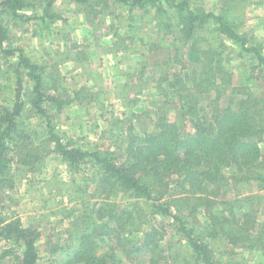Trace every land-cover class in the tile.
<instances>
[{
	"label": "trees",
	"instance_id": "obj_1",
	"mask_svg": "<svg viewBox=\"0 0 264 264\" xmlns=\"http://www.w3.org/2000/svg\"><path fill=\"white\" fill-rule=\"evenodd\" d=\"M58 2L0 0V57L12 76V93L0 102V264H40L41 225H25L2 202L15 173L34 174L53 155L68 172L59 194L74 205L64 208L66 243L45 237L50 252L67 254L51 264H228L224 247L264 264V40L246 30L249 1L63 0L91 34L101 19L115 24L106 43L114 59L137 55L132 71L114 61L125 78L117 98L127 118L111 122L116 143L108 148L55 121L56 112L88 99L86 86L69 88L63 70L90 66L91 39L58 45L54 62L16 41L15 31L35 20L65 43ZM137 12L152 32L138 41ZM146 93L158 98L148 112L154 128L139 131Z\"/></svg>",
	"mask_w": 264,
	"mask_h": 264
},
{
	"label": "rangeland",
	"instance_id": "obj_2",
	"mask_svg": "<svg viewBox=\"0 0 264 264\" xmlns=\"http://www.w3.org/2000/svg\"><path fill=\"white\" fill-rule=\"evenodd\" d=\"M249 11L246 14L247 32H252L261 39L264 40V0H248ZM58 4L62 9H66L67 22L64 24L65 29L59 25L62 36L65 38V43L59 44L56 41V37L53 36L51 29L48 27L44 33L40 32V26L38 22L32 20L28 22L25 28L17 29L15 31V37L17 43L23 46L29 54L38 58L39 60L48 59L49 62H54L55 57L58 56V45H62L63 48H68L73 45L74 42L82 41L85 39L90 40L92 45V56L90 66H83L76 69L72 74L68 73L74 63L68 64L69 69H64L63 72L71 75L67 81L70 85L69 88H79L86 86L82 95H85L88 99L91 98V93L95 94L93 100L85 99L84 101H77L71 105L63 108L62 112L55 113V121L61 131H66L68 134L75 137H83L85 140L90 141L97 146L103 148L113 147L116 143L115 133L108 130L111 129V122L120 117L122 119L127 118L124 115L125 111L121 101L117 98V85L124 82L125 78L118 77V71L114 67V61L118 60L124 67L132 69L137 62V55L130 52L119 53L117 59H114V55L109 51L106 43H110L111 39H115V24L110 21L101 19L98 30L93 34L89 33L91 27L88 26L85 17L78 13L75 7L64 3L63 0H59ZM64 4V5H63ZM63 5V6H62ZM127 12V11H126ZM124 11V15H127ZM145 17V20L141 17ZM127 17V16H125ZM135 22L132 31H134L135 40L144 39L150 31V24L146 22V14L137 12L135 14ZM112 19V18H110ZM127 21V19H126ZM128 22H124L121 26L120 32L127 34ZM142 24V25H140ZM50 32V33H49ZM51 34V38L48 37ZM70 35V37L68 36ZM110 35V36H106ZM61 36V34H60ZM55 39L52 41V39ZM67 44V45H66ZM138 50V49H137ZM60 57H57L59 60ZM243 62H234L233 65L237 67H243ZM79 66V65H78ZM6 70V65L0 57V102L3 103L8 98V95L12 93V86L10 85L12 76L11 73L3 72ZM85 74H83V72ZM239 73L240 68H239ZM9 78V79H7ZM89 78V79H88ZM67 82H65L66 85ZM240 82V78H237V83ZM8 85V86H7ZM263 85V84H262ZM264 86H262L263 88ZM141 117L136 123V128L140 130H153V116L149 114V110L153 108L158 98H151L147 93L141 100ZM157 105V104H156ZM127 111V110H126ZM123 112V113H122ZM127 113V112H126ZM123 114V115H122ZM31 174V173H30ZM16 187L10 192L3 194L5 200L3 205L6 207L8 214L19 216L25 225L31 223H39L43 237L41 240V260L40 264H51L54 259H63L66 257V252H58L56 254L50 252L44 244L46 243V236L53 233L54 238L57 241L66 243L67 234L66 229L70 227V219L65 218L64 208L68 211L72 209L74 205L69 202V197L59 194L64 187V180L68 179V172L65 164L59 158L58 155H53L46 161V166L31 175L27 173H15ZM66 190V188H63ZM75 203V202H74ZM70 208V209H69ZM62 209V211H61ZM75 209L81 211V205L75 207ZM59 211V212H58ZM58 212V213H57ZM62 220V221H61ZM170 237V236H168ZM110 245H106L103 250H106ZM49 248V247H48ZM232 250L230 247H224L222 259L228 262V264H258L260 258L256 255H251L244 250ZM262 261V259H261Z\"/></svg>",
	"mask_w": 264,
	"mask_h": 264
}]
</instances>
